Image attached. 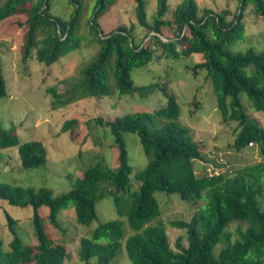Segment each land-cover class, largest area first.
Here are the masks:
<instances>
[{
    "label": "trees",
    "instance_id": "1",
    "mask_svg": "<svg viewBox=\"0 0 264 264\" xmlns=\"http://www.w3.org/2000/svg\"><path fill=\"white\" fill-rule=\"evenodd\" d=\"M117 1H94L86 35H91L88 42L98 48L65 88H46L51 109L85 97H148L158 88L155 84L136 85L132 78L134 68L152 60L158 63L163 57L192 60L200 55V61L186 68L195 77L204 73L216 94L222 120L236 122L239 130L233 142L235 149L256 144L264 158V128L245 112L239 96L245 93L253 110L264 111V49L233 48L246 36L244 16L248 7L264 21V0H237L234 11L200 9L197 0H181L170 10L168 0H156L150 20L146 0H133L136 22L144 30L140 39L134 31L135 24H119L107 33L100 31V16ZM68 2L72 11L64 18L52 10L55 0H0V21L24 16L23 23L19 22L24 28L19 50L21 63L27 65L34 59L50 65L81 47L85 3ZM170 12L171 19H166ZM168 80L162 79L159 86L166 96L164 104L106 120L96 119L113 136V146L118 151L116 166L104 165L98 159L75 178L68 175L69 189L56 197L46 188L0 182V200L33 208L32 224L38 241L35 245L22 243L15 220L8 216L12 238L5 249L0 235V264H64L67 249L47 240L45 216L56 229H61L58 214L73 205L76 221L89 225L97 218V202L109 196L117 215L125 217L134 232L125 238L120 218L99 223L89 235L79 239L77 256L83 264H111L122 246L130 264H264V207L260 203V198H264V161L243 166L233 175H197L193 162L200 160L202 148L193 140L190 129L179 122V104L163 87ZM6 94L0 57V98ZM80 123L76 118L64 120L60 130L69 132L75 141ZM125 132L138 136L146 158L138 171L130 162ZM7 148L17 149L24 168H36L46 162L43 143L21 142L15 128H0V149ZM157 191L192 203L204 201L189 220L169 221L171 227L185 230L186 245L177 237L172 247L165 224L156 220L161 213Z\"/></svg>",
    "mask_w": 264,
    "mask_h": 264
},
{
    "label": "rangeland",
    "instance_id": "2",
    "mask_svg": "<svg viewBox=\"0 0 264 264\" xmlns=\"http://www.w3.org/2000/svg\"><path fill=\"white\" fill-rule=\"evenodd\" d=\"M82 1L85 3V14L81 26V33L84 36L81 47L60 57L50 65L34 59L27 65L21 63L19 50L23 41L24 28L19 22L23 23L24 16H11L0 21V57L7 91L6 96L0 98V128L5 130L15 128L21 142L39 140L46 149V162L36 168L22 167L16 148L0 149V182L30 186L35 189L46 188L51 191L53 197H56L69 189L68 175L72 174L75 178L80 171L94 164L98 159L103 160L104 165L116 166L118 151L113 146V136L108 127L97 123L96 119L106 120L164 104L166 96L159 90L164 78H168L169 83L166 82L163 87L175 96L179 104V122L190 129L193 140L202 148L200 160L193 162L197 175L218 172L233 175L243 166L264 161L256 144H250L240 150L235 149L233 142L239 130L236 122L222 120L217 108L216 94L210 82L204 77V73L195 77L191 69L186 68L200 61V55L194 56L192 60L163 57L158 63L152 60L143 67L134 68L132 78L136 85L155 84L158 88L148 97L140 99L116 94L103 98L85 97L59 109H51V96L46 88L53 85H57L59 89L65 88L71 82L70 78L76 76L77 69L86 64L98 48L94 42H88L91 35H86L88 31L86 22L91 16L95 0ZM180 1L168 0L169 9H174ZM197 3L200 9L208 7L214 11L225 8L234 11L238 5L237 0H197ZM155 5L156 0H146V13L149 20ZM52 10L67 18L72 7L68 0H55ZM171 14L172 12L165 18L171 19ZM244 21L246 36L243 40L237 41L233 48L241 51L248 47H253L256 51L263 50V19L255 15L248 7ZM98 23L102 33L113 30L119 24L127 26L135 24L134 31L137 39L144 35L143 28L136 22L133 0H118L100 16ZM164 31H168V28L164 27ZM66 80H68L67 83ZM239 96L245 112L264 128V111L253 110L245 93ZM71 118L81 122L75 141L70 139L69 132L60 130L64 120ZM123 135L130 162L135 171H138L146 163L138 136L130 132H125ZM133 181L135 182L134 178ZM155 196L161 208V213L156 220L165 224L172 247L177 237H181L183 244L186 245L185 230L171 227L169 221L189 220L198 212L204 201L192 203L191 200H181L175 194L171 195L162 191H157ZM260 203L264 207V198H260ZM45 209L46 206H43L41 212L44 213ZM96 210L97 218L89 225H83L76 221L74 206L70 205L58 214L61 229H56L45 216L47 240L54 244H63L67 249L64 264H83L77 256L79 239L89 235L99 223L120 218L110 196L99 200ZM32 215L31 206H15L6 200H0V235L5 249H8V243L12 238L7 224L8 216L15 220V230L22 243L35 245L38 242L33 230ZM120 219L123 222L126 238L134 230L131 229L125 217ZM111 264H130L124 246Z\"/></svg>",
    "mask_w": 264,
    "mask_h": 264
}]
</instances>
